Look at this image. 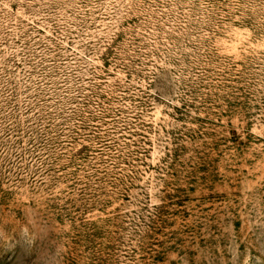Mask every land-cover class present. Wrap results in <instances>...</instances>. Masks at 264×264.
I'll use <instances>...</instances> for the list:
<instances>
[{"label":"rangeland","instance_id":"obj_1","mask_svg":"<svg viewBox=\"0 0 264 264\" xmlns=\"http://www.w3.org/2000/svg\"><path fill=\"white\" fill-rule=\"evenodd\" d=\"M0 264H264V0H0Z\"/></svg>","mask_w":264,"mask_h":264}]
</instances>
